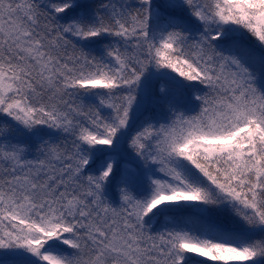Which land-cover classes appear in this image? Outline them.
<instances>
[{
    "label": "snow or ice",
    "instance_id": "obj_1",
    "mask_svg": "<svg viewBox=\"0 0 264 264\" xmlns=\"http://www.w3.org/2000/svg\"><path fill=\"white\" fill-rule=\"evenodd\" d=\"M0 264H264V0H0Z\"/></svg>",
    "mask_w": 264,
    "mask_h": 264
}]
</instances>
